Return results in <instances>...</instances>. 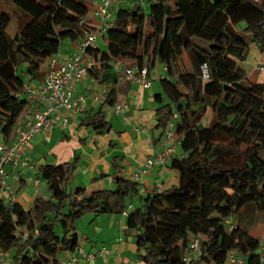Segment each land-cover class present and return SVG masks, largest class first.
<instances>
[{
    "label": "trees",
    "instance_id": "16d2710c",
    "mask_svg": "<svg viewBox=\"0 0 264 264\" xmlns=\"http://www.w3.org/2000/svg\"><path fill=\"white\" fill-rule=\"evenodd\" d=\"M2 1L11 4L17 19L12 36V18L0 6V132L9 138L29 104L17 93L26 82L44 79L64 39L94 28L80 24L88 17L89 0ZM152 5L149 14L139 4L122 6L104 35L107 49L88 51L97 61L90 74L99 81L111 78L114 64L125 59L149 70L155 61H145L144 51L151 50L167 68L160 81L169 103L156 110L158 128L163 131L177 112L184 157L175 155L170 163L179 184L143 197L129 213L139 258L144 264H187L189 242L200 236L203 253L188 264H222L231 252L243 255L245 264H264L259 254L264 231L248 226L264 224V79L250 78L243 37L252 35L264 50V0H152ZM209 110L212 117L204 125ZM83 123L98 134L110 128L102 108ZM76 167L77 157L44 165L51 199H38L31 209L0 198V252L11 253L14 264H60L61 254L79 247L81 218L124 213L139 193L138 182L124 177H116L114 189L90 195L82 187L70 190Z\"/></svg>",
    "mask_w": 264,
    "mask_h": 264
},
{
    "label": "crops",
    "instance_id": "0c3cea01",
    "mask_svg": "<svg viewBox=\"0 0 264 264\" xmlns=\"http://www.w3.org/2000/svg\"><path fill=\"white\" fill-rule=\"evenodd\" d=\"M136 4L141 5L144 11L148 7L152 10L153 7L152 0H126L123 7L130 8ZM121 7L112 6L113 18ZM91 16L92 13L87 18ZM90 19L92 26L96 22ZM241 25L244 27V24ZM80 38L69 42L64 50L60 48V52L67 54L77 50ZM174 41L181 55H187L180 40L175 37ZM144 55L145 61H155L148 73L153 82L152 87L144 88L126 76L125 69H138L131 59L116 62L114 74L107 81H99L89 74L74 83V100L84 97V101L77 102V109L59 110L53 116L54 126L48 136L40 132L28 142L25 151L28 167L5 166L9 174L8 183L15 196L14 202L26 209H31L38 199H51L48 184L42 178V167L69 162L76 157L77 167L68 184L70 190L82 187L90 195L98 190L114 189L116 177L138 182L139 193L127 201L124 213L88 214L78 221L79 247L73 253L61 254L60 264H70L69 259L73 255L96 253L99 250H103V253L87 264H144L138 255L136 231L127 225L129 213L141 205L143 197L179 184L180 174L170 166L171 160L154 165L135 178L144 168L145 162L162 149L165 136L164 130L158 128L156 110L162 104L169 103L160 81L168 76L165 64L155 60L151 50L148 53L144 51ZM247 61L257 71H264V50H260L255 41L249 44ZM188 67L191 68V64ZM259 77L263 80V73ZM250 78L254 80L252 74ZM120 104L123 109L117 111L116 106ZM100 108L110 124L108 131L103 134L93 132L83 123L86 116ZM64 118H68L66 124L62 123ZM21 126H24L23 122ZM10 137L13 140L15 133ZM181 154V147L178 146L174 156ZM2 198L10 202L7 193ZM3 259L7 264H14L11 253H5ZM0 263L4 264L2 261Z\"/></svg>",
    "mask_w": 264,
    "mask_h": 264
},
{
    "label": "built area",
    "instance_id": "2783aa9c",
    "mask_svg": "<svg viewBox=\"0 0 264 264\" xmlns=\"http://www.w3.org/2000/svg\"><path fill=\"white\" fill-rule=\"evenodd\" d=\"M126 0H89L92 16L96 23L91 32L80 38L77 50L63 54L58 52L52 56L47 65V72L41 82L28 81L24 85L21 92L17 95L25 97L29 104L27 111L21 117V121L17 122L15 130V138L10 140L0 132V198L7 193L11 203H14L15 196L11 191L8 183L9 174L6 170V164L20 165L24 168L28 167L29 162L25 157V151L28 142L38 133L51 132L54 126L53 116L62 108L75 111L77 102L84 101V97L80 96L74 100V83L90 74V71L97 66L94 56L88 51L90 48L98 47L99 36L107 33L108 29L114 25V18L111 11L113 5L124 6ZM85 18L80 24L87 23L91 25V19ZM90 20V21H89ZM204 77H208L207 66H202ZM124 73L135 84H139L144 88L152 87V80L149 78L148 67L145 65L141 69L128 68ZM117 111H121L123 106L117 105ZM178 114L174 112L164 129L165 141L162 149L152 158L145 162L144 168L140 173L135 175L139 178L142 174L154 165L165 164L171 160L176 152V148L180 146L181 139L178 137L176 121ZM68 118L62 120L66 124ZM21 122L24 126H21ZM12 133V134H13ZM180 157H184L181 154ZM235 227V223L229 225V229ZM27 232L23 234L26 238ZM103 250L96 253L82 252L79 255H73L69 259L70 264H87L93 261ZM203 253L201 247L200 236H193L188 245V255L184 258L185 262L192 263L198 260ZM259 254L264 258V241L259 247ZM4 253L0 252V261L7 264L3 259ZM222 264H245V257L240 253L231 252L227 255L226 261Z\"/></svg>",
    "mask_w": 264,
    "mask_h": 264
},
{
    "label": "rangeland",
    "instance_id": "374dc122",
    "mask_svg": "<svg viewBox=\"0 0 264 264\" xmlns=\"http://www.w3.org/2000/svg\"><path fill=\"white\" fill-rule=\"evenodd\" d=\"M174 0H171L170 2H173ZM89 5V4H88ZM0 6L2 7L1 9H5V10H7L9 13H10V16H11V18H12V22H11V24H10V26L8 27V32H9V34L10 35H12V36H14L15 34H16V27H17V19H16V15L14 14V9L12 8V6H11V4H9V3H7L6 1H2V0H0ZM90 7V11H89V14L88 15H90L91 14V6H89ZM150 8L148 7V8H146V13L147 14H149L150 13ZM239 28H241L242 27V25H240V26H238ZM131 30L132 31H134V27H131ZM150 32H151V29H150V25H149V23L148 22H146V33L147 34H150ZM243 37H244V39L249 43V44H251V43H253V37H252V35H247V34H244L243 35ZM77 40V37H73L72 39H64L63 41H62V43H61V49L62 50H64L65 49V47L67 46V44H69V42H71V41H73V42H75ZM99 48L101 49V50H106L107 49V40H106V38H103L102 36H99ZM257 44V43H256ZM261 50V49H260ZM184 58H185V60H186V63L190 66V62H189V58L187 57V55L186 54H184ZM251 63L249 62V61H246V67H248L249 68V70H250V74H252V76L254 77L253 79H254V81H257L258 79L260 80L261 78L259 77V75L261 74V73H263V75H264V71H256L255 69H254V67H253V65L251 64ZM158 65H160V64H158ZM264 79V78H263ZM212 117V111L211 110H209L208 111V113H207V116H206V118L203 120V123H204V125H208L209 123H210V118ZM248 226L250 227V228H253V230H258V231H264V224L263 223H253V222H250V223H248ZM58 231H60L61 232V227L59 226V229H58ZM260 231V232H261ZM263 236V235H262ZM1 264V263H0Z\"/></svg>",
    "mask_w": 264,
    "mask_h": 264
}]
</instances>
